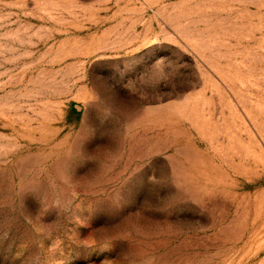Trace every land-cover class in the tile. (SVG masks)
<instances>
[{
    "label": "rangeland",
    "instance_id": "obj_1",
    "mask_svg": "<svg viewBox=\"0 0 264 264\" xmlns=\"http://www.w3.org/2000/svg\"><path fill=\"white\" fill-rule=\"evenodd\" d=\"M0 264H264V0H0Z\"/></svg>",
    "mask_w": 264,
    "mask_h": 264
}]
</instances>
